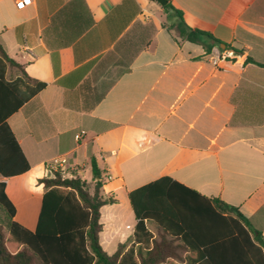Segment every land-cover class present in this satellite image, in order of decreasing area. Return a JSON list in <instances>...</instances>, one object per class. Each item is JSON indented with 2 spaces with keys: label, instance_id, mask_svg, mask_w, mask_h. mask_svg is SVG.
I'll return each mask as SVG.
<instances>
[{
  "label": "crops",
  "instance_id": "0c3cea01",
  "mask_svg": "<svg viewBox=\"0 0 264 264\" xmlns=\"http://www.w3.org/2000/svg\"><path fill=\"white\" fill-rule=\"evenodd\" d=\"M18 1L0 0V41L46 86L7 120L30 165L0 176L14 221L36 229L48 161L64 157L70 177L91 182L94 158L102 193L115 201L101 208L102 247L132 238L130 194L153 183L179 194L162 200L175 218L161 227L176 243L208 232L196 194L238 207L264 237V0H166L221 43L209 53L177 43L154 0H84L93 28L51 49L44 30L71 0ZM20 74L8 70L7 79ZM97 94L104 96L86 110ZM145 224L155 232V222Z\"/></svg>",
  "mask_w": 264,
  "mask_h": 264
},
{
  "label": "trees",
  "instance_id": "16d2710c",
  "mask_svg": "<svg viewBox=\"0 0 264 264\" xmlns=\"http://www.w3.org/2000/svg\"><path fill=\"white\" fill-rule=\"evenodd\" d=\"M163 9L164 26L175 33L177 43L201 45L206 53L221 44L211 34L189 27L181 11L170 3ZM93 26L94 20L84 0H71L52 18L51 25L44 30V39L51 49L71 46ZM73 29L74 34H67ZM247 61L254 63L251 58ZM14 69L21 72L20 76L8 80V70ZM45 86L30 78L23 66L10 58L0 41V176L3 179L30 170L7 120ZM103 96L97 94L93 105L86 110H91ZM91 169V182L77 175L62 177L58 173L39 180L46 192L34 231L13 220L15 209L6 195L5 182L0 180V206L7 227L6 234L0 226V264H264L262 232L253 227L238 207L195 192L192 193L201 199L197 202V215L208 222V232L200 231L197 239L183 235L182 242L176 243L175 237L161 227L164 219L175 218L173 208L165 206L162 200L174 199L179 194L173 189L160 190L157 183L130 194L138 223L132 238L108 254L100 244L101 208L115 201L102 193V172L94 158ZM145 220L156 223L155 233L148 229ZM185 230L190 231L188 227ZM205 232L207 238H201Z\"/></svg>",
  "mask_w": 264,
  "mask_h": 264
},
{
  "label": "built area",
  "instance_id": "2783aa9c",
  "mask_svg": "<svg viewBox=\"0 0 264 264\" xmlns=\"http://www.w3.org/2000/svg\"><path fill=\"white\" fill-rule=\"evenodd\" d=\"M31 3V0H19L16 3V6L18 8H23L26 5H29ZM214 64L218 63V60L213 61ZM81 136L76 135V139H79ZM68 161L64 157H56L51 159L45 164V174L46 177H52L54 174L58 173L62 177H70L68 175V167H67ZM109 178V177H107Z\"/></svg>",
  "mask_w": 264,
  "mask_h": 264
},
{
  "label": "rangeland",
  "instance_id": "374dc122",
  "mask_svg": "<svg viewBox=\"0 0 264 264\" xmlns=\"http://www.w3.org/2000/svg\"><path fill=\"white\" fill-rule=\"evenodd\" d=\"M87 180L91 181V177H89V179ZM0 226L2 227L3 231L7 234L5 212L1 206H0ZM103 248L108 254H113L116 251L117 243L115 241L113 243H104Z\"/></svg>",
  "mask_w": 264,
  "mask_h": 264
},
{
  "label": "water",
  "instance_id": "95a60500",
  "mask_svg": "<svg viewBox=\"0 0 264 264\" xmlns=\"http://www.w3.org/2000/svg\"><path fill=\"white\" fill-rule=\"evenodd\" d=\"M162 7H164L167 4L166 0H156Z\"/></svg>",
  "mask_w": 264,
  "mask_h": 264
}]
</instances>
